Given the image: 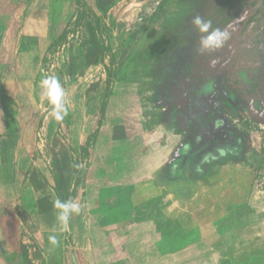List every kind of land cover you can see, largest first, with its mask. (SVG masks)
<instances>
[{"label": "rangeland", "instance_id": "1", "mask_svg": "<svg viewBox=\"0 0 264 264\" xmlns=\"http://www.w3.org/2000/svg\"><path fill=\"white\" fill-rule=\"evenodd\" d=\"M192 1L82 0L106 38L101 60L88 15L56 55L39 49L75 0H0V264H264V59L244 27L253 9L226 28L223 49L198 44L185 62L184 43L162 35ZM46 76L65 90L62 121ZM57 199L80 207L66 228Z\"/></svg>", "mask_w": 264, "mask_h": 264}, {"label": "trees", "instance_id": "2", "mask_svg": "<svg viewBox=\"0 0 264 264\" xmlns=\"http://www.w3.org/2000/svg\"><path fill=\"white\" fill-rule=\"evenodd\" d=\"M75 2L76 14L74 22H70L68 27L63 30L51 44L48 52L54 53L55 48L59 44L65 42L68 35L72 32V29L81 24L88 15L93 19L95 30H97L98 39L101 43L102 60L103 53L107 51V48L105 47L104 39L98 28V17L82 2V0H75ZM192 2L196 3V7L187 13L181 22L175 23L169 31H165L162 35L164 44L168 43V38L175 39L177 43H184L181 49H177L183 57V61H190L193 58L196 47L199 44L200 34L192 23L194 17L201 16L204 19L211 20L213 27L224 29L236 21L247 8H252L253 11L244 22V27L252 25L255 28L257 32L256 43L260 45L262 52L261 56L262 59H264V0H193ZM143 20L146 21L147 18ZM104 68L106 73V86L108 89L111 84V71L108 67Z\"/></svg>", "mask_w": 264, "mask_h": 264}, {"label": "clouds", "instance_id": "3", "mask_svg": "<svg viewBox=\"0 0 264 264\" xmlns=\"http://www.w3.org/2000/svg\"><path fill=\"white\" fill-rule=\"evenodd\" d=\"M194 27L200 34L199 48L202 54L214 53L224 48L230 39V32L224 28L213 27L212 21L204 19L201 16L194 17L192 21ZM41 87L45 90L47 99L51 107V115L57 120L62 121L68 114V109L64 97L66 95L59 79L55 76H46L40 81ZM54 208L59 210L57 220L65 226L68 225L70 215L79 214L80 207L74 201H61L57 199L54 202ZM49 242L53 246L59 242L55 235L49 236Z\"/></svg>", "mask_w": 264, "mask_h": 264}, {"label": "crops", "instance_id": "4", "mask_svg": "<svg viewBox=\"0 0 264 264\" xmlns=\"http://www.w3.org/2000/svg\"><path fill=\"white\" fill-rule=\"evenodd\" d=\"M156 2V4L158 5V1H155ZM84 3V2H83ZM85 4V3H84ZM86 6L87 7H89L91 10H92V12L98 17V15L96 14V12H95V10H94V8L92 7V6H90L89 4H87L86 3ZM162 10V8L160 9V11ZM75 14H76V2H75V7H74V11L72 10V13H71V15H70V17L64 22V23H62V21L61 22H59V23H57V26L59 27V29L57 28V30H56V35L54 36V37H50L49 39L48 38H46V35L47 34H41L40 35V37L42 38L41 40H40V42H41V44L42 43H44V44H42L40 47H39V49L41 50V51H46L45 53H46V55H48L49 54V47L51 46V44L57 39V37L63 32V30L64 29H66L67 27H68V25L70 24V22L72 23V22H74V20H75ZM111 17V16H110ZM110 17H108L107 19H106V21H103V25H104V27L106 28V26H107V21L109 20L111 23H117V21H114L113 19H112V17H111V19H110ZM89 19V18H88ZM89 21H90V19H89ZM147 22V21H146ZM144 23V22H143ZM234 23V22H233ZM233 23H231L230 25H232ZM85 24V22H82L81 24H79L78 26H75L73 29H72V32L68 35V37H67V40H68V38H69V36L70 35H72L73 33H74V30L76 29H79L82 25H84ZM119 24V23H118ZM229 25V26H230ZM229 26H227L226 28H228ZM96 31V30H95ZM135 35H136V32L134 33ZM134 36V35H133ZM130 38H132V37H130ZM12 39H14V37L12 38ZM104 39H106L105 37H104ZM129 40V38H126L125 39V42H127ZM100 42V41H99ZM48 43H49V46H48ZM64 43L65 42H63V43H61V44H59L56 48H55V52L53 53V55H56V53L58 52V50L59 49H61V47L64 45ZM105 69V68H104ZM152 73H153V68H152ZM8 88H10V84H8ZM0 88H1V85H0ZM4 101H5V98L4 97H1ZM2 100V101H3ZM154 119V121H155V116H151V117H147L145 120H146V122H149V121H152ZM154 125H155V122H152ZM154 177H155V175H154ZM8 218V217H7ZM6 225V223H5V221H3V223H0V225H3V226H5ZM0 229H7V228H3V227H0Z\"/></svg>", "mask_w": 264, "mask_h": 264}]
</instances>
